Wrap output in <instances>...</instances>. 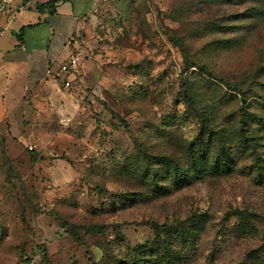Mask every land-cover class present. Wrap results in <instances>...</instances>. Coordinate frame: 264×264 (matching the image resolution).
Segmentation results:
<instances>
[{
  "label": "rangeland",
  "instance_id": "1",
  "mask_svg": "<svg viewBox=\"0 0 264 264\" xmlns=\"http://www.w3.org/2000/svg\"><path fill=\"white\" fill-rule=\"evenodd\" d=\"M258 7L95 6L64 95L0 127V264H264Z\"/></svg>",
  "mask_w": 264,
  "mask_h": 264
},
{
  "label": "crops",
  "instance_id": "2",
  "mask_svg": "<svg viewBox=\"0 0 264 264\" xmlns=\"http://www.w3.org/2000/svg\"><path fill=\"white\" fill-rule=\"evenodd\" d=\"M45 1L0 0V127L7 123L12 133L23 109L36 106L42 94L64 95L67 88L46 77L44 69L67 58L69 41L82 32L87 16L102 0H60L51 11L36 7ZM46 171L51 186L60 187L74 177V169L59 157Z\"/></svg>",
  "mask_w": 264,
  "mask_h": 264
},
{
  "label": "built area",
  "instance_id": "3",
  "mask_svg": "<svg viewBox=\"0 0 264 264\" xmlns=\"http://www.w3.org/2000/svg\"><path fill=\"white\" fill-rule=\"evenodd\" d=\"M70 53L63 61L48 63L44 69L46 77L58 83L63 88H68L69 76L83 56V51L76 37L69 41ZM27 148H32V144H27Z\"/></svg>",
  "mask_w": 264,
  "mask_h": 264
},
{
  "label": "trees",
  "instance_id": "4",
  "mask_svg": "<svg viewBox=\"0 0 264 264\" xmlns=\"http://www.w3.org/2000/svg\"><path fill=\"white\" fill-rule=\"evenodd\" d=\"M58 1H60V0H48L45 2L37 3L36 7L38 9L47 8L49 11H51L54 8V4ZM254 1H256V3L259 6L258 7L259 8L258 15L264 16V0H254ZM19 35H20V33H17V36H19ZM182 86H183V84L181 83V87ZM239 92H241V90H239ZM30 149H32V148H30Z\"/></svg>",
  "mask_w": 264,
  "mask_h": 264
}]
</instances>
